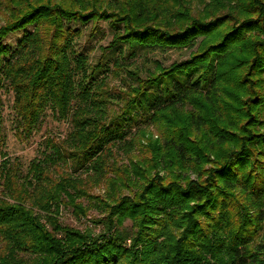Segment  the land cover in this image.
I'll use <instances>...</instances> for the list:
<instances>
[{
  "label": "trees",
  "instance_id": "16d2710c",
  "mask_svg": "<svg viewBox=\"0 0 264 264\" xmlns=\"http://www.w3.org/2000/svg\"><path fill=\"white\" fill-rule=\"evenodd\" d=\"M227 1L246 18L230 12L237 23L216 16L189 17L172 30L128 27L121 40L132 50L186 47L200 36L209 42L161 76L136 88L129 85L119 96L121 114L108 120L111 98L101 93L105 77L98 79L104 69L98 64L88 72V57L76 42L81 28L70 24L109 20L117 30L128 18L49 2L0 0L9 17L0 26V264H264L258 260L264 243L254 242L264 227V136L253 130L264 121V0ZM253 31L263 39L244 42ZM17 32L22 34L16 43L6 41ZM239 42L245 55L231 62L227 56L239 51ZM3 91L14 95L18 141L31 139L47 110L71 126L65 139L45 140L43 158L33 160L25 175L20 162L2 151ZM158 123L166 129L167 152L155 153L152 163L160 156L197 167L214 153L215 167L200 171L203 181L149 180L138 200L122 197L108 206L99 222L104 231L97 236L53 221L62 236L45 229L35 208L48 210L59 195L83 194L81 182L68 177V160L90 170V163L103 164L111 144L125 143L133 131ZM235 190L244 201L238 205ZM234 205L237 222L229 216ZM127 218L134 223L133 234L118 229Z\"/></svg>",
  "mask_w": 264,
  "mask_h": 264
},
{
  "label": "rangeland",
  "instance_id": "374dc122",
  "mask_svg": "<svg viewBox=\"0 0 264 264\" xmlns=\"http://www.w3.org/2000/svg\"><path fill=\"white\" fill-rule=\"evenodd\" d=\"M37 4L61 5L67 9L84 8L85 13L97 12L105 14L108 17L122 16L125 25L120 24L117 30L110 28V21L99 20L96 23L89 21L86 25L81 26L79 23H71L72 27L81 28V36L76 40L78 48L84 51L88 57V64L91 70L98 64H102L104 74L99 76V80L105 77V83L102 86L101 93L107 95L109 92L110 102L107 107L108 120H113L121 114V108L124 106L119 96L125 95L129 91V85L139 87V82L161 76L162 72L169 70L174 64H181L193 58L202 46L209 42L206 37L200 36L194 39L186 47L160 48L151 49L136 47L130 49L131 45L124 43L121 37L126 33L130 26L136 27L143 24H151L168 29H176L184 23L187 18L210 20L216 16L229 18L230 24L234 21L230 12H235L238 19L246 18L239 7L233 2L227 0H24ZM0 26L6 23L9 18L5 8L0 6ZM187 23V22H186ZM185 23V24H186ZM184 24V25H185ZM7 38V42L16 43L22 32L14 33ZM126 36V35H125ZM260 39L256 32L247 33L244 42L251 39ZM206 41V42H205ZM239 51L228 54L227 58L231 62H238L245 55L246 46L242 42L237 43ZM132 50V51H131ZM134 55V56H133ZM117 63V65L115 64ZM137 81L132 82L133 76ZM132 96H134L132 94ZM106 97V96H104ZM3 101L2 110V130L4 134V144L2 151L9 160H18L21 169L25 175L30 163L33 160L41 159L43 151L46 150L45 140L51 139L63 140L70 131V124L67 121H58L51 110H47L42 118L41 124L34 132L31 139L27 142H20L15 137L16 116L13 111L14 95L12 92L3 91L1 94ZM190 109H185L189 111ZM183 112V110H182ZM264 120V115H262ZM260 118V120H262ZM264 136V121H260L258 126L253 129ZM134 132V133H133ZM133 135L127 137L125 143L114 144L108 147L109 152L103 161V164H88L90 170L80 169L76 160H68V176L74 182L80 181L81 189L70 199L68 196L59 195V198L53 202H48V210L35 211L41 216V222L45 229L53 235L56 234L52 228L51 221L58 223L60 226L68 227L70 230L86 234L92 232L94 236L104 231L103 222L109 213V207L113 201H119L122 197L135 199L143 190L149 180H158L164 184L173 180L185 185L186 182L203 181L206 175H201L200 171L208 172L215 167L217 160L216 154L210 153L208 160L200 165L193 166L190 164L179 165L175 160L163 159L158 156L153 164L155 153H166V129L164 124L158 123L150 126H143L142 130L133 131ZM224 144L222 151H225ZM1 161V159H0ZM236 205L243 203L241 192L235 190ZM65 196V197H64ZM141 198V197H139ZM48 211V212H47ZM239 210L235 205L230 209V215L234 222H237ZM119 230L124 233L135 232L134 223L131 219H124L119 224ZM173 232V231H172ZM180 231L174 234H178ZM58 238L61 233L56 234ZM255 243H264V227L259 232ZM131 241H127V246H131ZM250 250H254L252 245ZM264 260V255L258 258Z\"/></svg>",
  "mask_w": 264,
  "mask_h": 264
}]
</instances>
